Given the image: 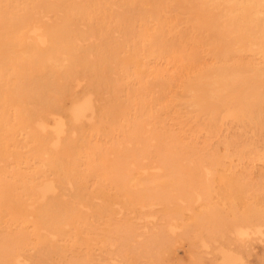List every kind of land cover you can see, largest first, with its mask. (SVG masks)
<instances>
[{
  "label": "bare ground",
  "instance_id": "obj_1",
  "mask_svg": "<svg viewBox=\"0 0 264 264\" xmlns=\"http://www.w3.org/2000/svg\"><path fill=\"white\" fill-rule=\"evenodd\" d=\"M235 160L264 167V0H0V264H93L99 169Z\"/></svg>",
  "mask_w": 264,
  "mask_h": 264
},
{
  "label": "rangeland",
  "instance_id": "obj_2",
  "mask_svg": "<svg viewBox=\"0 0 264 264\" xmlns=\"http://www.w3.org/2000/svg\"><path fill=\"white\" fill-rule=\"evenodd\" d=\"M255 163L235 160L211 174L189 166L123 167L102 181L97 173L110 169H99L93 187L108 193L110 206L94 216L93 264H220L222 246L246 264H263V243L248 244L229 228L234 219L250 227L252 212L264 213V167ZM224 229L232 234L220 240Z\"/></svg>",
  "mask_w": 264,
  "mask_h": 264
}]
</instances>
